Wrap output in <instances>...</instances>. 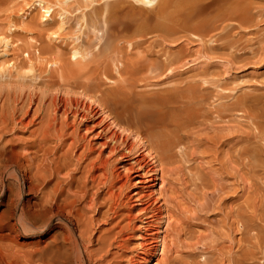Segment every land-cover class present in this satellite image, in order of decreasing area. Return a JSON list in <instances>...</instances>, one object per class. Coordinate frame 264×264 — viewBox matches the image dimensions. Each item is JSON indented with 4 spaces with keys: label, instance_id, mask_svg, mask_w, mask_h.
Masks as SVG:
<instances>
[{
    "label": "rangeland",
    "instance_id": "rangeland-1",
    "mask_svg": "<svg viewBox=\"0 0 264 264\" xmlns=\"http://www.w3.org/2000/svg\"><path fill=\"white\" fill-rule=\"evenodd\" d=\"M44 1L53 8L47 22L42 9L29 7L33 0H0V92L40 95L55 75L48 57L72 55L73 48L95 55L110 71L103 88L117 100L107 106L128 122V140L138 126L144 140L163 143L166 162L163 218L152 220V227L163 221L164 247L146 231L152 210H140L157 201L117 184L115 203L105 194L98 210H62L67 220L56 226L72 235L66 254L78 263L83 229L90 235L87 264H264V0ZM4 39L12 44L2 56ZM83 122L71 123L66 134L81 138ZM86 134L79 152L101 140ZM10 197L0 194V264H28L27 253L52 228L46 236L17 232L15 219L2 216ZM27 199L24 210L44 215L36 194L25 192ZM144 238L158 244L154 253Z\"/></svg>",
    "mask_w": 264,
    "mask_h": 264
},
{
    "label": "bare ground",
    "instance_id": "bare-ground-1",
    "mask_svg": "<svg viewBox=\"0 0 264 264\" xmlns=\"http://www.w3.org/2000/svg\"><path fill=\"white\" fill-rule=\"evenodd\" d=\"M136 1L150 4L153 0ZM32 6L42 9L44 22L52 18L53 8L46 1L33 0L29 7ZM128 35H125L126 38L135 34ZM11 44L8 39L3 40L5 50L2 56L8 54ZM71 52L72 55L68 56L52 55L48 60L43 55H34L36 59H46L52 66L50 74L55 73L48 79L45 78L46 87L42 94L32 92L29 97L23 98V95L16 96L8 89L0 92V100L3 98L0 102V192H9L11 196L2 216L13 217L15 221L12 228L32 236L38 234L46 236L49 234L46 232L52 228V233L41 239V242H37V245L27 253L26 262H30L28 264H75V258L71 259L64 250L72 235L68 233L66 236L56 226L67 220L62 210L67 214H72V211L79 214L77 208L79 205L81 208L94 210L100 196L105 194L104 200L115 203L117 184L121 188L133 187L135 190L132 194L133 196L135 194L137 199L142 197L145 199L146 196V199L149 197L150 200L157 201L158 204H155L157 206L152 209H149V199L147 200L149 204L142 203L144 206L139 207L141 212L152 210L149 220L144 221L147 225L146 231H153L151 234L154 236L150 237L154 242H158L159 247H164L165 243L164 235L161 236L163 221L160 220L152 227V220L157 216L160 218L159 215L164 213L162 212L164 181L161 180V176L163 164L166 162H163L165 159L159 149L163 143L157 139L154 143L144 140L143 131L138 126L131 131L132 141L128 140L130 133L128 122L125 121L123 125L121 119L117 115H112L107 106V101L111 97L116 99L103 88L110 73L108 66H102V61L96 60L95 55H83L78 48H73ZM8 62L12 68L16 67L12 60L8 59ZM119 63L124 65L122 61ZM133 66L135 68V65ZM121 69L123 67L117 66L118 72ZM54 76L55 80L52 79ZM52 85L58 88L52 91L54 89L51 88ZM98 114H102V119H108L110 122L106 123L102 119L93 121L92 119H95L93 117ZM89 119L91 121L86 123L85 120ZM76 120L78 122L84 120L82 126L77 127L81 138L76 137L74 132L66 134V129ZM21 132H27V137L19 138L18 133ZM86 133L101 140L98 143L89 142L88 148L86 147L88 150L83 149L79 152L82 146L84 148L81 139L88 135ZM68 140L70 142L67 143ZM51 143L53 144L50 145ZM62 148L65 151L62 152ZM93 152L96 155L91 157L90 154ZM109 158H112L111 165L108 163ZM158 172H161L160 176ZM158 179L161 182L160 187L156 189ZM25 192L36 194V203L44 215L38 216L24 210L30 202L29 199L24 200ZM131 212L133 211H130L129 215ZM54 226L56 228L53 229ZM78 236L83 242L78 263L87 264L85 256L90 235H86V231L82 229ZM158 244L152 242L145 244L144 247L154 253ZM147 261L144 259L143 264Z\"/></svg>",
    "mask_w": 264,
    "mask_h": 264
}]
</instances>
